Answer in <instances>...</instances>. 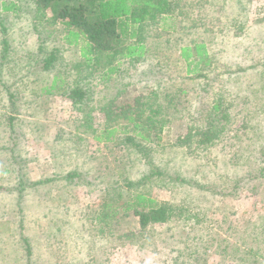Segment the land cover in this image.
<instances>
[{"label": "rangeland", "instance_id": "374dc122", "mask_svg": "<svg viewBox=\"0 0 264 264\" xmlns=\"http://www.w3.org/2000/svg\"><path fill=\"white\" fill-rule=\"evenodd\" d=\"M181 3L182 17L147 28L146 60L122 62L105 81L102 68L86 78L80 48L49 12L0 0V264H264V0ZM195 41L210 53L200 76L177 51ZM56 76L65 83L42 95ZM76 86L89 88L81 104L68 98ZM153 91L166 128L159 146L140 152L128 141L140 138L123 133L96 141L106 125H127L102 104ZM208 122L223 131L213 147L175 145L174 130ZM136 194L176 206L181 219L142 232L123 212Z\"/></svg>", "mask_w": 264, "mask_h": 264}, {"label": "trees", "instance_id": "16d2710c", "mask_svg": "<svg viewBox=\"0 0 264 264\" xmlns=\"http://www.w3.org/2000/svg\"><path fill=\"white\" fill-rule=\"evenodd\" d=\"M36 6L41 15L49 12L51 20L54 23H61L65 26L66 43L70 47H79L81 56L89 68V75H94L95 70L102 68L103 73L100 78L108 81L114 74L120 73V65L124 61L131 64H137L146 60L149 48L146 44L147 28L168 21H174L182 17L181 0H28ZM4 11L15 10L13 3L2 4ZM167 47H172L173 41L165 42ZM178 45V44H177ZM179 57L185 62L187 74H196L200 76L199 66L202 63H210V53L207 45L203 42H192L189 45L179 47ZM179 59V61H180ZM56 57L52 54L49 58L43 60L44 70H51ZM178 61V62H179ZM117 62V64H115ZM65 83L60 77H55L52 85L42 88L41 94L51 96L57 91L58 83ZM89 90V88H87ZM86 87L76 86L71 89L68 98L74 104H81L87 101L89 92ZM181 93L184 94L182 90ZM121 105L113 106V100L102 104L100 112H103L108 120L115 116L126 121L127 125L122 130L113 124L105 126V131L101 135H96L97 142L115 141L117 133L135 134L141 142H136L134 138H128V141L135 146L140 152H147L150 144L159 146L161 143L157 131L164 132L165 120L158 119L161 117L162 108L150 104L151 101L157 100L160 96L156 91L151 95H136L129 93ZM9 101L12 109L16 107L14 103V94L9 95ZM219 111V106L215 107ZM119 113V114H118ZM0 119L2 115L0 114ZM9 120L10 127L13 120ZM215 121L218 122L217 115ZM114 122V121H112ZM220 123V122H219ZM132 126V127H131ZM178 130V129H177ZM173 131V138L178 147L191 146L197 143L198 148L213 147L222 134V128L215 122H208L205 126L193 130L179 132ZM159 133V134H160ZM154 138L157 141H154ZM150 159L148 163L152 166L150 177H159L162 173L152 164ZM123 212L133 215L138 219L139 228L146 232L156 225L171 226L173 222L180 220L182 212L172 204L160 203L147 197L144 194H136L131 201L124 203ZM110 205H106V208ZM108 213V212H107ZM106 212L98 216L100 223H105L109 215ZM111 213V212H109ZM180 218V219H179ZM191 219L189 218V221ZM188 221V222H189ZM191 222V221H190ZM188 232L193 233L196 229L191 223L187 226ZM169 239L175 238V232L170 228ZM191 239L190 234H188ZM197 239L196 237H194ZM187 244V242H184ZM30 251V250H28ZM192 254L189 255V257Z\"/></svg>", "mask_w": 264, "mask_h": 264}]
</instances>
